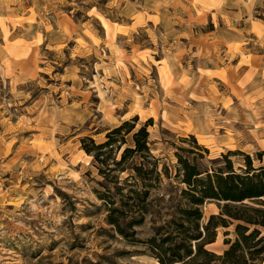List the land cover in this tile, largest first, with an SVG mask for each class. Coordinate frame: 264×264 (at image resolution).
<instances>
[{"label": "rangeland", "instance_id": "374dc122", "mask_svg": "<svg viewBox=\"0 0 264 264\" xmlns=\"http://www.w3.org/2000/svg\"><path fill=\"white\" fill-rule=\"evenodd\" d=\"M136 117L162 185L128 201L133 171L102 174L82 140ZM247 155L264 166V0H0V264H159L147 242L187 189L179 159L243 174ZM121 206L128 238L108 222ZM238 223L207 248L229 249Z\"/></svg>", "mask_w": 264, "mask_h": 264}, {"label": "trees", "instance_id": "16d2710c", "mask_svg": "<svg viewBox=\"0 0 264 264\" xmlns=\"http://www.w3.org/2000/svg\"><path fill=\"white\" fill-rule=\"evenodd\" d=\"M138 117L124 122L107 134L106 142L96 144L90 137L82 140L83 150L88 156H93L100 169L107 177L114 172L134 174L129 175V192L124 194L119 187L118 196L122 200H143L152 190L161 186L162 174L159 171L155 158L150 154L148 125L137 129ZM132 133L134 148L127 146L126 137ZM195 140V139H194ZM197 144V142H195ZM122 152V148L126 147ZM121 152V159L114 158L109 165L113 154ZM262 160V154H259ZM248 168L243 174L237 173L228 161V171H215L213 174L202 171L189 159H179V170L176 176L180 184L186 186L175 199L173 217L156 233L155 237L148 240V245L159 264H248L250 256L254 264L264 261V235L260 227L264 228V166L254 169L252 160L247 155ZM131 165H128L129 161ZM139 163H138V162ZM112 166V168H111ZM166 168V167H165ZM166 172L169 169L166 168ZM168 176V173H166ZM106 196V195H104ZM107 204L115 206L114 199L107 195L102 198ZM217 202L219 214L212 215L204 222L202 206L205 202ZM246 201L256 206L247 204ZM143 202V201H142ZM145 203V201H144ZM124 208H136L135 205H123ZM120 208L110 211L109 223L117 228L123 237H130L121 227L116 213L125 215ZM131 210V209H129ZM147 211L145 204L136 209L137 213ZM242 211H247L244 214ZM233 221L239 222L236 226L237 240L227 242L229 249L222 254H216L207 247L217 242L218 229L230 228ZM140 226V221H134ZM130 227V226H129ZM252 227H255L252 230Z\"/></svg>", "mask_w": 264, "mask_h": 264}, {"label": "crops", "instance_id": "0c3cea01", "mask_svg": "<svg viewBox=\"0 0 264 264\" xmlns=\"http://www.w3.org/2000/svg\"><path fill=\"white\" fill-rule=\"evenodd\" d=\"M128 83H126L125 84V87H124V90L126 89V88H128V89H131L130 87H129V85H127ZM148 84H150V83H148ZM142 96V98H143V100H144V98L146 97L145 95H143V94H141L140 95V97ZM124 97H127V96H124ZM128 98V97H127ZM131 98V97H130ZM142 100H136V99H134V101H132V102H130V105L133 107V110H137L138 109V107L137 106H140L141 105V102ZM124 104V103H123ZM132 114V115H131ZM129 115H131V116H135V115H137V112H135V113H133V111H129V112H127V114L123 117V120L125 121L127 118H128V116ZM262 264H264V261L262 262Z\"/></svg>", "mask_w": 264, "mask_h": 264}, {"label": "bare ground", "instance_id": "6f19581e", "mask_svg": "<svg viewBox=\"0 0 264 264\" xmlns=\"http://www.w3.org/2000/svg\"><path fill=\"white\" fill-rule=\"evenodd\" d=\"M215 244H216V243H215ZM215 244H214V245H215Z\"/></svg>", "mask_w": 264, "mask_h": 264}]
</instances>
